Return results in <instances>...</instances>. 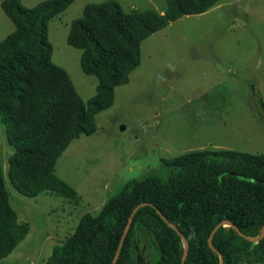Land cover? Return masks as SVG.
Masks as SVG:
<instances>
[{
    "label": "trees",
    "instance_id": "16d2710c",
    "mask_svg": "<svg viewBox=\"0 0 264 264\" xmlns=\"http://www.w3.org/2000/svg\"><path fill=\"white\" fill-rule=\"evenodd\" d=\"M73 0H41L26 7L19 0H0L14 25L0 40V122L13 147L7 178L14 190L33 197L49 191L75 198V190L53 173V162L68 141L95 130L93 115L112 103L113 88L128 80L139 63L140 41L169 22L200 14L219 0H164L153 9L123 12L116 0L83 5L71 20L66 43L80 49L79 67L98 77L95 93L83 102L60 66L50 61L46 21ZM250 99L264 116V102L250 86ZM0 158V258L8 255L26 228L16 222ZM140 202L114 264H134L129 246L135 229L151 235L157 249L154 264H180L182 242L164 218L184 235L183 264H263L264 152L227 148L191 150L160 158L150 172L126 180L107 197L95 215L84 213L73 231L51 249L46 264H110L131 209ZM223 222V223H221ZM228 223L235 226L233 229Z\"/></svg>",
    "mask_w": 264,
    "mask_h": 264
},
{
    "label": "rangeland",
    "instance_id": "374dc122",
    "mask_svg": "<svg viewBox=\"0 0 264 264\" xmlns=\"http://www.w3.org/2000/svg\"><path fill=\"white\" fill-rule=\"evenodd\" d=\"M19 1L30 7L41 0ZM100 1L73 0L46 21L50 61L65 70L83 102L95 93L98 77L80 69L81 50L65 39L83 5ZM116 1L125 13L149 8L161 14L165 7L164 0ZM13 28L0 9V40ZM127 77L113 88L111 105L93 115L95 130L70 139L53 162V173L75 190L73 199L14 190L7 178L13 147L0 122L8 203L26 228L0 264H46L82 214L95 215L126 180L150 172L160 158L217 148L264 152V116L250 99L252 86L264 102V0H219L169 22L140 41L139 63ZM129 258L154 264L151 235L135 229Z\"/></svg>",
    "mask_w": 264,
    "mask_h": 264
},
{
    "label": "water",
    "instance_id": "95a60500",
    "mask_svg": "<svg viewBox=\"0 0 264 264\" xmlns=\"http://www.w3.org/2000/svg\"><path fill=\"white\" fill-rule=\"evenodd\" d=\"M121 128H123V126H122ZM143 205H150V206H152V204H150V203H148V202H140V203L136 204V205L131 209V211H130V213H129V216L127 217L126 223H125V225H124V228H123V230H122V233H121V235H120V237H119V240H118V243H117V246H116V250H115V252H114V254H113V256H112V259H111L110 264H114L115 261H116L117 255H118L119 250H120L121 245H122L123 238H124V236H125L126 231L128 230V227H129V224H130V222H131V219H132V216H133L134 212H135L140 206H143ZM157 213L159 214L160 218L163 219V220L167 223V225L170 226V227H171V228L177 233V235L180 237L181 242H182V247H183V251H182V256H181L180 264H183V261H184L185 255H186V253H187V241H186L184 235L181 234L180 231H179L177 228H175L170 222H168L160 212L157 211ZM221 223H223V222H221ZM228 224H229L233 229L236 230V228H235V226H234L233 224H231V223H228ZM219 225H220V223H217V224L212 228V230H211V232L209 233V235H208L206 241H207V245H208V247H209L211 250H213L215 253L218 254V257H219V264H222V254H221L217 249H215V248L213 247V245L211 244V241H210L213 232L216 230V228H217ZM236 231H237V233H238L239 235H241L242 237H244V238H246V239H248V240L254 242V241H257L258 239H260V238L262 237V235H263V233H264V225L262 226V228H261V230H260V233H259L257 236H255V237H247V236H245L244 234H242L241 232H239L238 230H236Z\"/></svg>",
    "mask_w": 264,
    "mask_h": 264
},
{
    "label": "crops",
    "instance_id": "0c3cea01",
    "mask_svg": "<svg viewBox=\"0 0 264 264\" xmlns=\"http://www.w3.org/2000/svg\"><path fill=\"white\" fill-rule=\"evenodd\" d=\"M213 8V7H212ZM211 9V8H210Z\"/></svg>",
    "mask_w": 264,
    "mask_h": 264
}]
</instances>
